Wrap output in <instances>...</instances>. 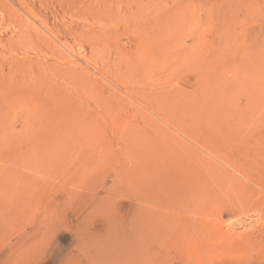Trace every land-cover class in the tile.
I'll return each instance as SVG.
<instances>
[{
  "label": "rangeland",
  "instance_id": "374dc122",
  "mask_svg": "<svg viewBox=\"0 0 264 264\" xmlns=\"http://www.w3.org/2000/svg\"><path fill=\"white\" fill-rule=\"evenodd\" d=\"M0 264H264V0H0Z\"/></svg>",
  "mask_w": 264,
  "mask_h": 264
},
{
  "label": "bare ground",
  "instance_id": "6f19581e",
  "mask_svg": "<svg viewBox=\"0 0 264 264\" xmlns=\"http://www.w3.org/2000/svg\"><path fill=\"white\" fill-rule=\"evenodd\" d=\"M45 38H46V37H45ZM104 44H105V43H104ZM97 46H98V45H97ZM97 46L95 45V47H97ZM105 49H106V48H105ZM110 54H111V53H110ZM110 56H111V55H110ZM92 57H93V56H92ZM93 61H94V60H93ZM100 62H101V61H100ZM105 63H106V62H105ZM89 64H90V63H89ZM103 65L105 66L106 64H103ZM108 65H109V64H108ZM113 65H114V64H113ZM117 65H118V64H117ZM104 66H103V67H104ZM104 68H105V67H104ZM106 69H108V66H107ZM106 69H105V70H106ZM110 69H111V68H110ZM77 72H78V70H76L75 73H77ZM104 72H106V71H104ZM79 74H80V75H79V78H80V79H79V82H81L82 85H83L84 87H86V86H85V83H86L88 80H87L85 83H83V81H84L85 78H87L86 76H88V74H87V75L84 74L82 70L79 71ZM107 75H108V73H107ZM125 76H126V75H125ZM88 77H89V76H88ZM91 78H93V77H91ZM134 78H135V77H134ZM90 81H91V80H90ZM93 81H94V80H93ZM128 81H129V80H128ZM126 82H127V81H126ZM103 88H104V87H103ZM195 88H196V87H195ZM202 89H203V88H202ZM88 90H90V89H88ZM90 92H91V91H90ZM109 92H110V91H109ZM111 92H112V91H111ZM179 94H180V93H179ZM188 94H189V93H188ZM194 94H195V93H194ZM107 95H108V96H107V97H108V100H109V97H110L111 100H112V98H114L113 96H115L114 93H107ZM135 95H136V94H135ZM177 95H178V93H177ZM183 95H184V93L182 94V96H183ZM190 95H191V94H190ZM203 95H204V94H203ZM155 96H156V95H155ZM155 96H154V97H155ZM186 96H187V95H186ZM186 96H185V97H186ZM149 97L152 98V99H150ZM149 97H148V96H147V97L145 96L144 98H145V100L147 101L146 103L149 104L150 107L153 106V107L157 108V110H160V108H161V112L165 109V107H161L160 104H158V101H156L155 98H153L152 96H149ZM186 98H187V97H186ZM180 99H181V98H179V100H180ZM193 99H195V98H192V101H193ZM105 100H106V99H105ZM117 100L119 101L120 99H117ZM181 100H182V99H181ZM183 100H184V99H183ZM185 100H186V99H185ZM197 101L199 102V100H194L192 103L197 102ZM125 102H126V101H125ZM198 102H197V103H198ZM121 103H122V102H121ZM135 103H137V102H135ZM135 103H134V104H135ZM197 103H196V104H197ZM122 104H123V103H122ZM122 104H121V105H122ZM183 104H184V103H183ZM185 104H186V103H185ZM188 104L191 105V101H190V103H188ZM199 104H200V103H199ZM202 104H203V103H201L200 105H202ZM162 105H163V104H162ZM192 105H193V104H192ZM194 105H195V104H194ZM194 105H193V106H194ZM137 106H140V105L138 104ZM137 106H136V107H137ZM174 106H176V105H174ZM178 106H179V105H178ZM181 106H182V104H181ZM188 106H189V105H188ZM202 106H204V105H202ZM179 107H180V106H179ZM196 107H197V105H196L194 108H192V112H193V109L195 110ZM204 107H205V106H204ZM120 108H121V107H120ZM166 108H169V106H167ZM182 108H183V107H182ZM184 108H185V110H187L189 107L186 108V107L184 106ZM200 108H201V107H200ZM162 109H163V110H162ZM170 109H171V111H173L172 106H170ZM205 109H206V107H205ZM167 110H168V109H167ZM180 110H181V109H180ZM190 110H191V109H190ZM190 110H188V111H190ZM165 111H166V110H165ZM197 111L200 112V109L197 110ZM205 111H206V110H205ZM169 112H170V111H169ZM174 112H175V111H174ZM174 112H173V113H174ZM181 112H182V111H181ZM186 112H187V111H186ZM186 112H185V113H186ZM209 112H210V111H209ZM215 112L217 113L216 109H215ZM162 113H163V112H162ZM164 113H165V112H164ZM173 113H172V114H173ZM185 113H184V114H185ZM190 113H191V112H190ZM190 113H189V114L186 113V114H187V115H190V117H191L192 114H190ZM195 113H196V112H195ZM207 113H208V112H207ZM172 114H171V115H172ZM175 114H176V113H175ZM175 114L172 115V116L175 117ZM208 114H209V113H208ZM179 115H180V114H179ZM196 115L198 116V114H196ZM196 115H195V117H196ZM203 115H204V114H203ZM210 115H211V113H210ZM223 115H224V114H223ZM182 116H183V114H182ZM204 116H205V115H204ZM217 116H218V115H217ZM209 117H212V115L209 116ZM218 117H219V116H218ZM166 118H167V117H166ZM168 118H169V115H168ZM168 118H167V119H168ZM188 118H189V116H188ZM206 118H208V117H206ZM206 118H204V119H206ZM146 119H147V118H146ZM190 119H191V118H190ZM202 119H203V118H202ZM219 119H220V118H219ZM222 119H223V118H222ZM196 120H197V119H194V120L191 119V121H188V120H186V116H185V118H182V120L177 119V120H176V123L179 124V125H177V126H179L180 128H181V127H182V128H186V129L189 130V131H194V130L200 129L201 127H205V126H203V125H202V126H199V125H201V124H203V123L200 122V121H196ZM198 120H201V119H198ZM211 120H212V119H211ZM220 120H221V119H220ZM142 121H143V119H142ZM148 121H149V120H148ZM173 121H174V119H173ZM185 121H186V122H185ZM201 121H202V120H201ZM205 121H206V120H205ZM221 121H222V120H221ZM211 122H213V121H211ZM222 122H223V121H222ZM224 122H225V121H224ZM224 122H223V123H224ZM199 123H200V124H199ZM143 124H144V123H143ZM147 124H148V123H147ZM149 124H150V121H149ZM149 124H148V127L150 126ZM198 124H199V125H198ZM206 124H207V125H206L207 127H208V126L213 127L212 124H211L212 126H211V125H208V122H206ZM209 124H210V123H209ZM225 124H226V122H225ZM145 125H146V123H145ZM216 125H218V124H216ZM156 126H158V125H156ZM226 126H227V125H226ZM153 127H154L155 129H157V128L155 127V125H153ZM210 127H209V128H210ZM217 127H219V126H217ZM137 128H138V127H137ZM202 129H205V128H202ZM202 129H201V130H202ZM210 129H212V128H210ZM206 130H207V129H206ZM215 130H216V129H215ZM157 131H159V130L157 129ZM174 131H175V130H173V132H174ZM217 131H218V130H217ZM139 132H142V131H139ZM185 132H187V131L185 130ZM203 132H204V131H203ZM207 132H208V131H207ZM144 133H145V132H144ZM198 133H199V132H198ZM198 133H196V134H198ZM208 133H209V132H208ZM211 133H212V132H211ZM141 134H142V133H141ZM163 134H165V135H164L165 137L167 136V135H166V134H167L166 132H163ZM169 134H171V133H169ZM169 134H168V135H169ZM180 134H181V133H180ZM199 134H200V133H199ZM199 134H198V135H199ZM217 134H218V132H217ZM231 134H232V133H231ZM210 135H213V134H206V140H209V141L211 140V136H210ZM239 135H240V134H239ZM140 136H141V135H140ZM161 136H162V135H161ZM184 136H185V135H184ZM203 136H204V135H203ZM203 136H202V137H203ZM237 136H238V135H237ZM165 137H164V138H165ZM196 137H197V136H196ZM224 137H225V136H224ZM238 137H239V136H238ZM137 138H138V136H137ZM142 138H143V137H142ZM155 138H156V137H155ZM167 138H168V136H167ZM167 138H166V140H169V139H167ZM212 140H213V139H212ZM237 140H238V139H237ZM152 141H153V140H152ZM174 141H175V140H174ZM174 141H173V142H174ZM241 141H242V140H241ZM166 142H167V141H166ZM156 143H157V142H156ZM187 143H188V142H187ZM159 144H160V143H158V145H159ZM202 144H203V143H202ZM202 144H201V145H202ZM212 144H213V141H212ZM235 144H236V143H235ZM175 145H176V144H175ZM149 146H150V145H149ZM154 146H156V144H155ZM154 146H153V147H154ZM202 146L205 147V145H202ZM239 146H240V145H239ZM199 147H200V146H199ZM156 148H157V147H156ZM159 148H160V147H159ZM205 148H206V147H205ZM170 149H171V148H170ZM181 149H182V148H181ZM187 149H188V148H187ZM167 150H168V148H167ZM167 150H166V151H167ZM205 150H206V149H205ZM184 151H185V150H184ZM184 151H183V152H184ZM208 151H209V150H208ZM227 151H228V150H227ZM233 151H234V150H233ZM163 152H165V151H163ZM170 152H171V151H170ZM178 152H179V151H178ZM196 152H197V151H196ZM168 153H169V152H168ZM185 153H186V152H185ZM210 153H211V151H210ZM212 153H213V151H212ZM212 153H211V154H212ZM224 153H225V152L223 151V154H224ZM188 154H189V152H188ZM220 154H222V153H220ZM220 154H218V155H220ZM234 154H235V153H234ZM184 155H185V154H184ZM232 156H233V155H232ZM184 157H185V156H184ZM191 158H192L194 161H197V160H198V162L201 164V167H200V168H202V166L205 167V168H203V169H206V168H207V170H208V172H209V175H210V178H209V179H212L213 181H214V180H217V181H223V180H225V179H227V180L230 179L231 181L233 180V179H232L233 177H231L230 175L226 174V172L222 171V170L220 169V166H219V167H216V166L213 165L209 160L206 161V159H205L201 154H200V155H199V154L197 155V153H196V155H194V154L191 153ZM188 160H189V159H188ZM200 164H199V165H200ZM195 166H196V165H195ZM200 168H199V170H200ZM196 169H197V168H196ZM217 169H218L219 171H222V172L220 173ZM193 170H194V169H193ZM183 171H184V170H183ZM184 172H185V171H184ZM198 172H199V171H198ZM202 172H203V170H202ZM180 173H181V171H180ZM224 174H225V175H224ZM201 175H202V174H201ZM205 175H206L207 178L209 177V176H207L208 174H205ZM242 175H243V174H242ZM198 176H199V175H198ZM226 176H228V178H227ZM178 177H179V175H178ZM192 177H193V176H192ZM192 177H191V178H192ZM202 177H203V176H202ZM206 177H205V178H206ZM205 178L203 179L204 182L206 181ZM190 180H191V179H190ZM234 180H235V179H234ZM246 180H247V179H246ZM248 180H249V179H248ZM184 181H185V180H184ZM203 181H202V183H203ZM186 182H187V181H186ZM207 182H208V180H207ZM248 182H249V181H248ZM194 183H195V182H194ZM198 186H199V185H198ZM255 186H256V185H255ZM245 197H246V196H245ZM248 197H249V196H248ZM248 197H246V198H248ZM247 212H248V211H247Z\"/></svg>",
  "mask_w": 264,
  "mask_h": 264
}]
</instances>
